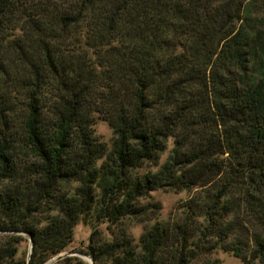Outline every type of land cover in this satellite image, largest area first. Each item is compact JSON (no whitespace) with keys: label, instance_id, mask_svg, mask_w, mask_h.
<instances>
[{"label":"trees","instance_id":"1","mask_svg":"<svg viewBox=\"0 0 264 264\" xmlns=\"http://www.w3.org/2000/svg\"><path fill=\"white\" fill-rule=\"evenodd\" d=\"M262 12L0 0V264H45L86 221L92 264H214V250L264 264ZM161 187L194 191L168 222L142 202ZM131 220L152 224L134 238Z\"/></svg>","mask_w":264,"mask_h":264},{"label":"rangeland","instance_id":"2","mask_svg":"<svg viewBox=\"0 0 264 264\" xmlns=\"http://www.w3.org/2000/svg\"><path fill=\"white\" fill-rule=\"evenodd\" d=\"M259 18H264V12L259 14ZM95 134L104 142H109L112 136L110 128L104 122H97L95 125ZM144 171V168L141 172ZM194 191L190 193L186 191H172L168 187H161L154 191L148 193V195L142 200L143 203L149 204H158L159 217L162 222H168L176 216V208L187 198L192 196ZM155 209V208H153ZM127 229L129 233L137 238L139 234L143 231L145 224H152V222L144 223L139 220H131L127 221ZM101 231L103 236H108L109 231L105 229V224H99L96 227ZM92 225L89 221L80 223L74 231L73 241L68 246L65 252L59 254L52 258L53 260L50 264H59V260H55V258L63 256L64 254H71V256L80 257L79 250H84L88 243V236L91 233ZM19 257L24 259V255L29 250V242L28 238L24 237L23 240L19 243ZM247 256V255H246ZM63 258V257H62ZM61 258V259H62ZM211 260H213L214 264H253V263H245L241 259L234 257L230 252H225L222 250H214L211 252ZM87 264H90V261L87 258H82Z\"/></svg>","mask_w":264,"mask_h":264},{"label":"water","instance_id":"3","mask_svg":"<svg viewBox=\"0 0 264 264\" xmlns=\"http://www.w3.org/2000/svg\"><path fill=\"white\" fill-rule=\"evenodd\" d=\"M31 247H32V241H31V238L29 237L28 259H29V255H30V253H31ZM66 255H71V254H64L63 256H60V257L55 258V260H59V259H61L62 257L66 256ZM79 256H80V258H87V256L82 255V254H80ZM88 259H89V261H90V264H92V259L89 258V257H88ZM52 261H53V260H49V261L46 262L45 264H50Z\"/></svg>","mask_w":264,"mask_h":264}]
</instances>
